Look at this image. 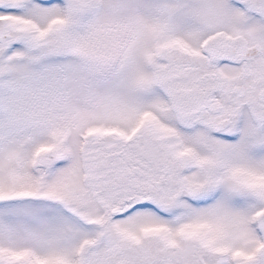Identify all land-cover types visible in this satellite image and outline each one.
Wrapping results in <instances>:
<instances>
[{"label": "snow or ice", "instance_id": "snow-or-ice-1", "mask_svg": "<svg viewBox=\"0 0 264 264\" xmlns=\"http://www.w3.org/2000/svg\"><path fill=\"white\" fill-rule=\"evenodd\" d=\"M0 264H264V0H0Z\"/></svg>", "mask_w": 264, "mask_h": 264}]
</instances>
